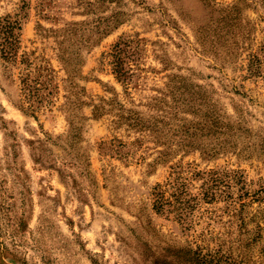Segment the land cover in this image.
I'll return each mask as SVG.
<instances>
[{
  "label": "rangeland",
  "instance_id": "obj_1",
  "mask_svg": "<svg viewBox=\"0 0 264 264\" xmlns=\"http://www.w3.org/2000/svg\"><path fill=\"white\" fill-rule=\"evenodd\" d=\"M193 250L264 264V0H0V264Z\"/></svg>",
  "mask_w": 264,
  "mask_h": 264
},
{
  "label": "trees",
  "instance_id": "obj_2",
  "mask_svg": "<svg viewBox=\"0 0 264 264\" xmlns=\"http://www.w3.org/2000/svg\"><path fill=\"white\" fill-rule=\"evenodd\" d=\"M209 121L210 120L206 119L203 122V126H206L207 122H209ZM208 128H213L215 130L214 133H221V134L223 133V132H221L220 127L217 126V124H213V123L210 122V125H209ZM209 150H211L212 153H215L214 151H216L214 147L213 148H209ZM158 203H159V201H158ZM154 206H156V205L154 204ZM192 252L195 254L196 257H200L201 258V260L203 261V264H221V263H223L222 261H220L219 258H215L214 255H211L209 253H202V252H200L198 250L197 251L193 250Z\"/></svg>",
  "mask_w": 264,
  "mask_h": 264
}]
</instances>
